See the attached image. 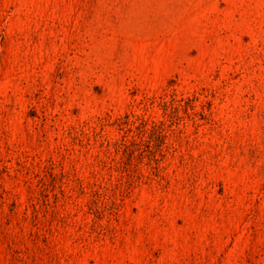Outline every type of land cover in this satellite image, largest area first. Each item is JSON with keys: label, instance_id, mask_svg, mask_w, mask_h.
Instances as JSON below:
<instances>
[{"label": "rangeland", "instance_id": "rangeland-1", "mask_svg": "<svg viewBox=\"0 0 264 264\" xmlns=\"http://www.w3.org/2000/svg\"><path fill=\"white\" fill-rule=\"evenodd\" d=\"M0 264H264V0H0Z\"/></svg>", "mask_w": 264, "mask_h": 264}]
</instances>
